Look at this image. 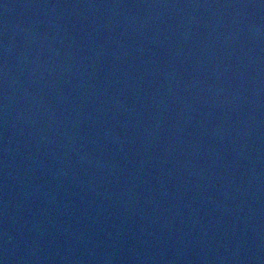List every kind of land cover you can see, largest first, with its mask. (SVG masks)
<instances>
[{
  "label": "water",
  "instance_id": "obj_1",
  "mask_svg": "<svg viewBox=\"0 0 264 264\" xmlns=\"http://www.w3.org/2000/svg\"><path fill=\"white\" fill-rule=\"evenodd\" d=\"M0 264H264V0H0Z\"/></svg>",
  "mask_w": 264,
  "mask_h": 264
}]
</instances>
